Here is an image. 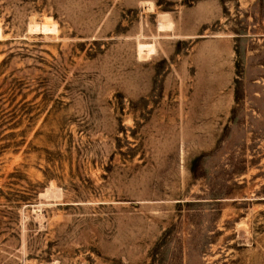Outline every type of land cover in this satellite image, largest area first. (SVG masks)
<instances>
[{"label":"rangeland","instance_id":"1","mask_svg":"<svg viewBox=\"0 0 264 264\" xmlns=\"http://www.w3.org/2000/svg\"><path fill=\"white\" fill-rule=\"evenodd\" d=\"M0 264H264V0H0Z\"/></svg>","mask_w":264,"mask_h":264}]
</instances>
